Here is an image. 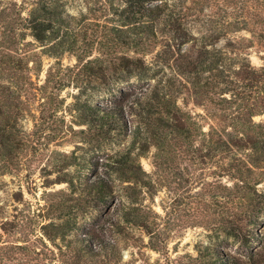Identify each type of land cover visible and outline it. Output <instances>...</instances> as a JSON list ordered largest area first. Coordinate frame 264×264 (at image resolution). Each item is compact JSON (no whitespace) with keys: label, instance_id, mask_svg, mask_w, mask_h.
Returning a JSON list of instances; mask_svg holds the SVG:
<instances>
[{"label":"trees","instance_id":"obj_1","mask_svg":"<svg viewBox=\"0 0 264 264\" xmlns=\"http://www.w3.org/2000/svg\"><path fill=\"white\" fill-rule=\"evenodd\" d=\"M71 8L77 14L70 13ZM11 10L42 46L40 51L54 58L74 53L86 43L82 19L95 13L117 18L118 25L108 35L113 49L127 45L143 57L162 41L176 42L175 48L166 45L165 78H155L137 90H115L114 84L145 77L140 58L122 57L119 63H106L97 57L84 62V57L73 54L77 72L106 99L81 100L87 89L84 86L72 95L69 111L76 112L75 123L87 141L129 138V146L108 157V167L121 181L130 183L127 186H140L151 196L159 188L171 193L163 208L165 221H222L219 229L225 236H244L246 222L255 221L264 210V194L255 187L264 182V120H254L264 115V0H15ZM242 31L248 35L238 34ZM1 37L5 57H11L15 34ZM250 49L260 53V65L251 64ZM7 72H11L9 79L0 85L1 171L27 175V161L41 142L52 140L54 128L42 123L41 109L37 115L28 105L26 81L10 66ZM64 85L58 82L54 88L61 91ZM41 93L45 98L41 105L47 101L55 115L58 103L46 95V89ZM188 99L203 113L187 109ZM29 117L31 131L21 124ZM151 148L153 170L144 180L135 157L146 155ZM211 160L229 161L224 174L230 185L205 181L202 165ZM199 184L203 190L190 194L189 188ZM78 193L79 210L108 207L112 186L96 175L81 182ZM137 203H121L114 212L121 220L111 219L109 225L114 231L121 228L120 221L140 227L148 236L147 247L160 253L166 238L151 228L147 212ZM66 207L71 211L73 205L63 203L61 209ZM75 224L74 219H67L59 230L78 228ZM80 232L82 235L67 243L78 257L101 260L100 264L120 261L115 243L94 231ZM195 251L192 264L237 263L233 254L220 247L199 244Z\"/></svg>","mask_w":264,"mask_h":264},{"label":"rangeland","instance_id":"obj_2","mask_svg":"<svg viewBox=\"0 0 264 264\" xmlns=\"http://www.w3.org/2000/svg\"><path fill=\"white\" fill-rule=\"evenodd\" d=\"M13 1L0 0V43L2 34H15L11 57H5L6 52L0 47V85L11 75V72H7L8 66L15 69L16 75L21 76L29 87L26 94L28 105L33 112L36 110L37 115L40 109L43 111L42 123L54 128L51 133L54 136L50 142H41L37 146V153L27 161V175L1 171L3 166L0 163V264H100L101 260L78 257L68 246L70 239L82 235V229L103 235L117 245L121 259L116 264H192L196 256L195 247L199 244L220 247L233 254L237 258L236 264H264V210L255 221H247L244 236L237 237H227L221 232L219 224L222 221H165L167 217L164 216L163 208L168 205L171 193L164 188H157V192L151 196L140 186H127L130 183L121 181L119 174L108 167V157L129 146V138L122 135L111 142L87 141L79 132L81 126L75 123L76 112L69 111L72 95L84 86L87 89L81 100L105 102L106 99V96L87 84L88 78L82 72H77L79 66L73 54L84 57V62L97 57L106 63H119L122 57L140 58L145 77H131L114 84L115 90H137L155 78H165L168 70L162 63L167 58L166 45L175 48L176 42L162 41L143 57L141 52L134 54L132 47L127 45L113 49L108 35L119 22L116 16L95 13L82 19L86 43L74 53L65 52L54 58L43 54L40 51L42 46L27 34L28 30L16 17L15 11L11 10ZM74 5L81 7L79 3ZM69 12L77 14L75 8ZM238 34L248 35L243 31ZM223 43L224 39H221L219 45ZM248 57L253 65L258 66L262 62L260 53L253 49L248 50ZM141 62L138 60L139 64ZM58 82L65 84L61 91L54 88ZM45 89L46 95L59 105L55 115L47 108V101L46 105H41L45 99L41 92ZM186 108L194 113H203L189 99ZM260 119L264 120V115L254 118L256 121ZM21 124L27 131L32 130L30 117L23 119ZM152 153L151 148L146 155L135 157V165H139L144 180L153 170ZM132 155L135 156L134 153ZM226 163L228 165L229 161L211 160L203 164L205 181L218 180L230 185L224 174ZM140 170L137 169V173ZM96 175L107 179L112 186V194L107 199L108 207L79 210L75 198L78 197L80 183ZM201 187L202 184L191 187L189 193L201 192ZM255 187L264 194V182ZM261 198L264 199V196ZM132 200L138 201L137 205L147 212L151 220L148 224L152 229L159 230L158 236L166 238L162 252L147 247L148 236L140 227L120 221L121 228L114 231L109 225L111 219L121 220L114 213L116 208ZM63 203L66 206L73 205L72 210L69 211L67 207V210L61 209ZM67 219H74L78 228L61 232L59 227ZM238 223L241 225L243 222Z\"/></svg>","mask_w":264,"mask_h":264}]
</instances>
